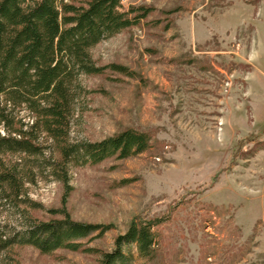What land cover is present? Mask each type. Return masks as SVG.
I'll use <instances>...</instances> for the list:
<instances>
[{
	"label": "rangeland",
	"instance_id": "rangeland-1",
	"mask_svg": "<svg viewBox=\"0 0 264 264\" xmlns=\"http://www.w3.org/2000/svg\"><path fill=\"white\" fill-rule=\"evenodd\" d=\"M151 9L92 49L99 66L72 136L97 141L133 128L151 147L72 170L74 220L111 225L89 246L112 251L132 221L159 227L165 264H264V0H126ZM59 218L64 187H29ZM21 264H100L99 253L15 249ZM137 264H145L138 261Z\"/></svg>",
	"mask_w": 264,
	"mask_h": 264
},
{
	"label": "trees",
	"instance_id": "trees-1",
	"mask_svg": "<svg viewBox=\"0 0 264 264\" xmlns=\"http://www.w3.org/2000/svg\"><path fill=\"white\" fill-rule=\"evenodd\" d=\"M126 0H0V264H21L15 249L99 253L100 264H165L157 261L159 227L168 218L136 219L112 251L89 244L111 225L74 220L67 210L72 170L109 159L138 156L151 147L148 132L133 128L92 141L72 136L92 93L84 76L124 66H99L92 49L139 25L149 7ZM54 180L64 187L59 218L40 219L42 205L29 187Z\"/></svg>",
	"mask_w": 264,
	"mask_h": 264
}]
</instances>
